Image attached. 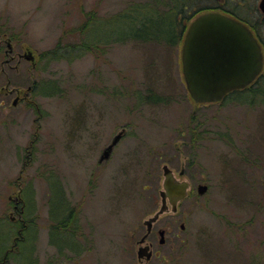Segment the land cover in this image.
Returning a JSON list of instances; mask_svg holds the SVG:
<instances>
[{"label":"rangeland","instance_id":"1","mask_svg":"<svg viewBox=\"0 0 264 264\" xmlns=\"http://www.w3.org/2000/svg\"><path fill=\"white\" fill-rule=\"evenodd\" d=\"M171 1L0 0V264H264V76L203 105L182 70L197 16L231 12L264 29L260 0L190 1L176 43L114 37L128 7L166 17ZM60 44L75 50L49 57ZM165 166L187 197L176 212L168 201L157 254L140 261Z\"/></svg>","mask_w":264,"mask_h":264},{"label":"water","instance_id":"2","mask_svg":"<svg viewBox=\"0 0 264 264\" xmlns=\"http://www.w3.org/2000/svg\"><path fill=\"white\" fill-rule=\"evenodd\" d=\"M259 8L264 15V0H260ZM26 58L33 59L32 56ZM263 68L262 46L252 30L241 21L220 12H208L196 17L189 26L182 47V69L187 89L196 103L222 101L230 92L250 86ZM121 136L119 133L113 139L101 161L110 156ZM163 172L162 205L155 217L146 221L148 232L140 241V261H149L153 256L143 244L154 222L169 209L168 201L176 212L178 203L187 197L188 184L177 181L168 166L163 168ZM207 191L208 185L198 186L199 195L203 196ZM184 228L181 225V229ZM165 234V230H160V244L166 243Z\"/></svg>","mask_w":264,"mask_h":264},{"label":"trees","instance_id":"3","mask_svg":"<svg viewBox=\"0 0 264 264\" xmlns=\"http://www.w3.org/2000/svg\"><path fill=\"white\" fill-rule=\"evenodd\" d=\"M193 0H172V10L166 17H160L156 14L154 9H150L146 5H132L123 11L121 15L117 17L115 25L113 27L114 37L123 38L124 36H129L130 38L139 40H160L168 39L169 43H176L181 40L182 34L186 29L187 22L189 19L194 6L190 2ZM225 12V11H224ZM229 15L235 19L246 24L256 35L259 42L261 43L264 51V29L257 28L256 25L251 22L241 18V16L236 13L227 12ZM93 23L88 21L82 26V30L89 29L88 32L92 31L90 28ZM107 25L102 27V31L105 34L107 32ZM188 27V26H187ZM177 33V34H176ZM174 38V39H173ZM119 40V39H118ZM60 49L65 50L66 53L70 54L69 51H74L75 47H62L61 44L58 45L57 49L49 53L50 56H56L60 52ZM64 58L58 56V58ZM56 58V57H55ZM264 75H261L259 79L251 85L249 88L240 90L237 92H245L254 88ZM260 89H256L258 91Z\"/></svg>","mask_w":264,"mask_h":264},{"label":"flooded vegetation","instance_id":"4","mask_svg":"<svg viewBox=\"0 0 264 264\" xmlns=\"http://www.w3.org/2000/svg\"><path fill=\"white\" fill-rule=\"evenodd\" d=\"M16 103V102H15ZM120 133H122V136H121V138H120V140H119V142L124 138V136L126 135V131L125 130H122ZM118 134H115L114 135V137L112 138V140H111V142L113 141V139L117 136ZM111 142L103 149V151H102V153H101V155H100V157H99V160H98V162L101 164V163H104V162H106V161H109L110 160V158H111V156H112V153H113V151H114V148H115V146L117 145H115L114 147H113V149H112V151H111V153H110V156L107 158V159H105V160H103V161H101V158H102V156H103V154H104V151H105V149L111 144ZM118 142V143H119ZM153 234H154V227L152 228V230L150 231V233L148 234V237H147V239H146V241H145V246H147L148 247V250L150 251V252H152L153 253V257L154 256H156V252H155V250H154V244H153ZM157 237V236H156ZM140 243V242H139ZM152 257V258H153Z\"/></svg>","mask_w":264,"mask_h":264}]
</instances>
